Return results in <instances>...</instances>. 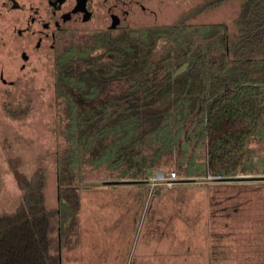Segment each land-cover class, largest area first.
Here are the masks:
<instances>
[{
    "label": "trees",
    "instance_id": "16d2710c",
    "mask_svg": "<svg viewBox=\"0 0 264 264\" xmlns=\"http://www.w3.org/2000/svg\"><path fill=\"white\" fill-rule=\"evenodd\" d=\"M228 1L237 4L231 30L225 22L182 18L115 32L100 27L89 34L94 46L70 45L56 57L57 82L85 102L80 107L58 90L66 106L70 179L88 165L141 183L145 168L172 153L187 177L232 179L252 168L264 173V153L247 142L252 137L264 144V0H206L202 8ZM162 37L172 43L156 69L148 57ZM133 149L137 155H129ZM60 168L54 210L46 203L45 169L37 167L21 181L16 207L0 212V264H54V217L61 250L66 238L78 235L80 195L76 186L62 184Z\"/></svg>",
    "mask_w": 264,
    "mask_h": 264
},
{
    "label": "rangeland",
    "instance_id": "374dc122",
    "mask_svg": "<svg viewBox=\"0 0 264 264\" xmlns=\"http://www.w3.org/2000/svg\"><path fill=\"white\" fill-rule=\"evenodd\" d=\"M119 1V8H130L121 24L131 26H166L182 18L187 24L225 22L231 30L237 12L234 1L214 9L202 8L206 0ZM102 2L89 3L92 20L64 23L51 47L52 27L30 21L33 15L46 19V0H0V212L16 207L21 181L37 167L45 169L46 203L54 210L57 168L62 166V184L76 186L80 195L78 212L96 210L98 215V234L89 232L97 242L85 246L90 264H264V179H249L264 173L254 168L232 179L187 177L172 153L159 166L145 168L137 177L141 183L116 178L114 170L103 166L83 165L80 177L69 178L66 106L58 90L80 107L85 102L72 87L57 82L56 57L70 45L94 46L89 34L106 21L109 0ZM168 38H159L148 57L156 69L163 68L157 60L172 43ZM247 142L264 153L263 142L252 137ZM137 152L128 151L132 156ZM56 230L54 217V261Z\"/></svg>",
    "mask_w": 264,
    "mask_h": 264
},
{
    "label": "flooded vegetation",
    "instance_id": "af4514ba",
    "mask_svg": "<svg viewBox=\"0 0 264 264\" xmlns=\"http://www.w3.org/2000/svg\"><path fill=\"white\" fill-rule=\"evenodd\" d=\"M79 2V10L72 11L73 6L75 5L76 2ZM94 0H46L47 6L49 7V12L46 17V19H42L40 16H32L30 18V21H35V22H41V25L44 28H50V38H51V43L50 46L53 47L55 42H56V35L60 33L63 30V24L73 20V21H90L94 17V10L93 8L89 5V3H92ZM107 0H103V4H105ZM119 0H109L108 5L105 7L104 15H106V21L102 28H108L110 30H116L117 28L121 26H125L121 24V19L125 17L127 12L129 11L130 8H119L118 3ZM124 5V2H121ZM127 4H129L127 2ZM125 4V5H127ZM119 12L122 13L123 15H119ZM69 13V16L67 19H63V16ZM86 17V19H84ZM43 20V21H42ZM116 21V26L111 27V23L113 21ZM30 23V22H29ZM100 25H95L93 29L99 30ZM32 33H35V29L31 30ZM43 35L46 37L48 35L47 32L43 33ZM42 38L41 35H38V39Z\"/></svg>",
    "mask_w": 264,
    "mask_h": 264
},
{
    "label": "crops",
    "instance_id": "0c3cea01",
    "mask_svg": "<svg viewBox=\"0 0 264 264\" xmlns=\"http://www.w3.org/2000/svg\"><path fill=\"white\" fill-rule=\"evenodd\" d=\"M255 146V144H252ZM97 214L96 210L92 212L84 213V212H78V235H70L68 238L65 239L64 247H59V243L57 245L56 249V261L53 260L54 264H90V262L87 260L85 256V246L91 244L92 246L96 244L97 241H94L93 235H90L89 232L95 231L97 233L96 228H94V225L97 224ZM57 223V219H56ZM91 228V229H88ZM88 229V230H87ZM54 233H50L51 241L54 242L55 237H53ZM56 243H57V237L58 232L56 230ZM98 234V233H97ZM75 239V244H73V241ZM51 256L54 257L53 252V245L51 247ZM123 264V262H122Z\"/></svg>",
    "mask_w": 264,
    "mask_h": 264
},
{
    "label": "water",
    "instance_id": "95a60500",
    "mask_svg": "<svg viewBox=\"0 0 264 264\" xmlns=\"http://www.w3.org/2000/svg\"><path fill=\"white\" fill-rule=\"evenodd\" d=\"M79 2L77 1L76 3H75V5L73 6V8H72V11H76V10H79ZM69 16V13H66L64 16H63V19H67V17ZM84 19H86V17H84ZM117 21V20H116ZM116 21L114 20L112 23H111V27H115L116 26ZM244 178H246V177H242V178H240V179H244ZM247 179H248V177H247ZM249 179H264V176H257V177H249Z\"/></svg>",
    "mask_w": 264,
    "mask_h": 264
}]
</instances>
